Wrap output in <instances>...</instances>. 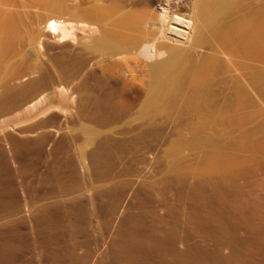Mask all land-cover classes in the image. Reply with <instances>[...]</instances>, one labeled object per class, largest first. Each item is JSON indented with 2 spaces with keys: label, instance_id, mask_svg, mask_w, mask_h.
Returning <instances> with one entry per match:
<instances>
[{
  "label": "rangeland",
  "instance_id": "obj_1",
  "mask_svg": "<svg viewBox=\"0 0 264 264\" xmlns=\"http://www.w3.org/2000/svg\"><path fill=\"white\" fill-rule=\"evenodd\" d=\"M74 1L63 0L65 11L55 18L74 26L75 39L85 43L87 36L72 15H80L90 4ZM160 1L179 16L189 17L192 27L182 29V37L158 35L155 45L163 51H188L193 66L206 59L212 62L200 112L192 108L188 79L167 106L152 103L155 106L148 108L149 68L134 58L129 63L119 57L109 63L107 57L104 62L99 58L78 74L93 62L99 73L119 69L127 80L136 73L137 87L124 89L126 99L118 98L115 88L106 89L103 82L75 81L68 67L70 49L43 28L49 15L44 3L0 2L1 17L21 21L23 39L14 52L5 54L0 68L1 239L12 242L20 236L36 242L37 214L81 212V221L55 229L63 235L57 242L93 261L117 251L112 246L118 240L116 224L123 217L141 216L144 236L173 231L175 253L195 246L226 258L234 249L235 256L250 264H264V45L261 49L253 45L258 39L264 43V36L246 45L231 37L224 44L210 30L197 35L192 30L198 26L192 18L194 0ZM156 15L157 11L145 15L149 35ZM260 15L264 17V0H240L222 24H244ZM39 62L55 67L51 65L54 79L45 92L52 95L46 100L47 110L42 104L41 111L25 113L24 107L44 94L24 81L33 77L31 71ZM57 88L65 93L59 94ZM240 99L243 106L236 105ZM216 163L223 168L215 171ZM216 211L232 221L198 224L190 219L196 212ZM228 233L245 242L231 247ZM35 251L14 264L36 259L40 253Z\"/></svg>",
  "mask_w": 264,
  "mask_h": 264
},
{
  "label": "bare ground",
  "instance_id": "obj_2",
  "mask_svg": "<svg viewBox=\"0 0 264 264\" xmlns=\"http://www.w3.org/2000/svg\"><path fill=\"white\" fill-rule=\"evenodd\" d=\"M37 1H42L45 8L49 11V15L44 19V30L57 43L67 45L70 49L68 58H72V62L68 67L75 81L79 80L82 83H88V81L103 82L107 85L106 89L115 88L118 98L126 99L124 89L137 87L134 82L138 76H133L136 73H131L129 80L121 75L119 69H110L108 74L99 73L96 63L93 62L83 75L78 74L92 60L100 58V62H104L102 58L107 57V62L109 63L111 59L119 57L124 63H129V59L134 58L147 64L149 68L150 82L147 84L146 101L150 103L148 108L151 107L152 103L157 106H159L158 103L162 104V106L163 104L166 105L169 98L179 92L184 79H188L192 87L193 93L192 97H190L194 104L192 108L200 112L201 106H204L205 93L203 87L212 70V62L206 59L193 66V64H190L191 57L188 51L178 48H170L163 51L155 45L158 35L161 38L163 36L164 38L166 36L182 37L185 36V32L182 29L192 27L189 26L191 19L179 16L176 11L170 9L167 2L162 3L160 0H82V6L90 4V7L88 6L89 8L84 9L80 15H72L76 26H79L80 31L87 36V42L80 43L74 37V26L65 24L55 18L57 14H62L65 11L63 0ZM239 1L194 0L192 18L197 21L198 26L193 27L192 30L197 35H201L203 30H210L224 44L229 43V38L231 37L239 38L246 45H252L251 40L253 38H255L254 42H256V39L264 36L263 15L258 16L256 21H246L244 24L238 23L231 26L222 24V18ZM0 2L6 3L9 0H0ZM40 6L43 5L40 4ZM158 7H161L159 11ZM151 11H157V15L151 25L153 33L149 35L146 32L150 28L147 21L149 18L145 15L149 14V12L151 13ZM10 17L4 15L0 18V68L5 54L14 52L15 45H21L23 40H21L19 32L21 21H17L18 18L15 21L14 18ZM259 40L253 45L261 49L264 43L262 41L259 42ZM67 41L72 43L69 44ZM32 43L39 46L37 40H32ZM38 49L40 48L38 47ZM51 65L45 62L40 64L39 62L38 69H32L31 71L33 77L29 80L24 79L28 86H35L33 88L37 89L35 90L36 93L44 91L42 97L39 96V99H35L36 101L24 107L25 113L40 110L39 106H42V104L45 106L49 95H52L50 92L45 95L47 89L52 86V79H54L52 78L54 76L52 74L54 66L52 65V67ZM57 91L61 95L65 93L61 88H57ZM242 100L244 99L238 100L236 105L243 106ZM46 105L48 106L47 103ZM47 106L43 109L47 110ZM13 109L11 108L9 111ZM2 110L1 107L0 113ZM216 166L215 168L213 167L215 171L223 168L218 166V164ZM197 196L198 194H194L195 199H197ZM83 216L84 214L81 212H59L55 214L46 212L37 214L34 218V233L36 234L35 236H38L36 237V242H28L24 237L20 236H18V239H16L17 237L14 238L17 240L16 242L14 239L11 242L8 239L0 238V264H14L15 261L21 260L26 254L35 250V252L39 250L40 252L38 251L37 253H40V255L33 257L36 259L31 258L29 261L26 259L27 263L25 262L24 264H229L231 262L250 264L248 260L235 256L236 251L234 249L226 258H220L213 252L195 246L188 247L181 253H175L173 251L175 242L173 231L169 229L162 236H144L142 235V229L140 231V228H142L140 223L143 220L141 216L135 218L125 216L123 217L124 219H121L120 224L118 223L119 226L116 224L118 228H116L115 235H117L118 240L112 246V249L117 247V251L114 250V252L116 251L114 255L112 254L107 258L100 257L102 259H93V261L89 260L90 258L85 259L83 256V258L78 257L75 255L73 246H66V248L59 246L60 243L57 241L62 239L63 235L56 233L55 229L65 224V222H72L71 220L81 221L80 219ZM190 219L198 224H206L212 221L223 223L232 221L230 216H225L221 211L211 214L196 212L190 215ZM221 230L228 231L226 227H222ZM228 234V241L233 248L245 242L237 240L230 233ZM256 235L258 234L255 233ZM259 237H255L258 242H260ZM165 253L171 255L166 257Z\"/></svg>",
  "mask_w": 264,
  "mask_h": 264
}]
</instances>
